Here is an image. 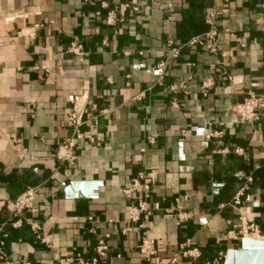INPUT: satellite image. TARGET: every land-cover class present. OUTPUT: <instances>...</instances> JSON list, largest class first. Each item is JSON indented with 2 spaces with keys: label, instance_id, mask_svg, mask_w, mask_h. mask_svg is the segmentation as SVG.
Wrapping results in <instances>:
<instances>
[{
  "label": "crops",
  "instance_id": "0c3cea01",
  "mask_svg": "<svg viewBox=\"0 0 264 264\" xmlns=\"http://www.w3.org/2000/svg\"><path fill=\"white\" fill-rule=\"evenodd\" d=\"M212 28L215 54L189 44ZM73 42L83 46L82 62L69 53ZM209 77L215 86L205 94ZM79 93L87 95L88 123L69 165L57 151L72 136L67 116ZM250 93L264 99V0H0V242L8 259L59 264L81 254L90 261L108 236L102 264H154L138 251L145 231L128 221L123 190L140 172L155 171L152 203L175 214L180 199L192 218L153 215L146 231L154 257L168 264L192 241L200 258L177 264L222 256L223 264L239 243L227 234L240 213L264 224V110L254 124L234 123V107ZM216 131L223 137L207 139ZM78 181L100 182L98 198H67L64 190ZM34 188L33 210L13 229L7 204Z\"/></svg>",
  "mask_w": 264,
  "mask_h": 264
},
{
  "label": "built area",
  "instance_id": "2783aa9c",
  "mask_svg": "<svg viewBox=\"0 0 264 264\" xmlns=\"http://www.w3.org/2000/svg\"><path fill=\"white\" fill-rule=\"evenodd\" d=\"M123 8L127 9L130 6L124 5ZM140 5H135L132 8L133 11H138ZM121 21V20H120ZM117 22V18L114 12H111L107 17V24L113 25ZM212 25V20L208 21ZM30 35H33L30 33ZM217 31L212 28L209 33L203 37L194 38L189 44L191 46L199 45L204 47L208 52L215 54L217 52L214 42L217 38ZM168 47L171 49V54L173 57L179 55V49L174 46L172 42L168 43ZM69 53L75 56L80 62L84 58V49L78 42H73L70 44ZM166 67L165 63L158 65L160 71H164ZM215 86V79L209 77L205 79L202 83V89L205 94L208 93ZM86 93H79L74 97L73 107L67 116L68 128L72 133V136L66 138L62 144L59 146L57 151V159L65 164L74 165L78 160L77 150L78 142L84 140L83 128L88 123L85 120L86 110L83 105L84 100H86ZM264 110V99L250 93L245 101L241 104H237L234 109V123L237 124H254L260 111ZM223 133L220 131L213 132L207 136V139L211 138H221ZM90 143L96 146H100L99 140L90 138ZM235 154H241V150H236ZM159 181V175L155 171L150 172H140L133 180L129 188L123 190L124 195L129 200L128 208V221L131 224H138L141 229L145 231L143 237L141 238L138 251L140 255L145 258L147 262H153L154 264H162L159 258L154 257L156 242L149 236V232L146 231L147 224L153 215L157 212H164L166 218L176 217L178 221L187 222L192 217L190 214L184 213L180 206V199L176 200V208L173 209L176 213H171L170 210H164L161 204L158 202L152 203L153 188ZM249 182L252 180L249 179ZM247 188L244 187L234 198L233 207L238 204L244 195V191ZM39 188L29 189L21 194L16 200L9 202L6 206L8 214L14 219L11 223L13 229H19L23 226V215L33 210L34 204L39 194ZM31 230L36 239L43 245L49 247L51 240L49 237L43 236L40 233V226L37 224H31ZM2 233V228L0 227V234ZM4 237H6L4 235ZM102 238L98 241L94 248V258L90 261H86L81 254H77L72 259H61L59 264H70L73 262L75 264H102L109 259V247L107 245L106 239ZM227 239L240 242L243 239H249L253 241L264 242V224L259 226L255 223H251L246 217L240 213L238 217V222L233 225L231 230L227 234ZM223 257V256H222ZM222 257L219 260H215L212 263L206 264H222ZM180 258L183 259H193L196 260L200 258L196 244L192 241H187L182 244L179 248L177 254L171 259L168 264H177ZM0 262L3 264H32L30 261H24L20 263L11 262L5 251L4 242H0Z\"/></svg>",
  "mask_w": 264,
  "mask_h": 264
},
{
  "label": "water",
  "instance_id": "95a60500",
  "mask_svg": "<svg viewBox=\"0 0 264 264\" xmlns=\"http://www.w3.org/2000/svg\"><path fill=\"white\" fill-rule=\"evenodd\" d=\"M100 182H73L64 193L67 198L96 199ZM223 264H264V242L249 239L241 240L236 248L229 250Z\"/></svg>",
  "mask_w": 264,
  "mask_h": 264
}]
</instances>
